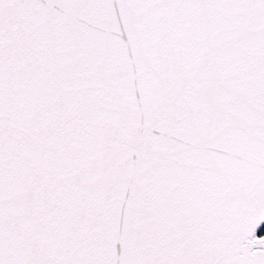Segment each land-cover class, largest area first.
<instances>
[{
  "label": "snow or ice",
  "instance_id": "1",
  "mask_svg": "<svg viewBox=\"0 0 264 264\" xmlns=\"http://www.w3.org/2000/svg\"><path fill=\"white\" fill-rule=\"evenodd\" d=\"M0 264H264V0H0Z\"/></svg>",
  "mask_w": 264,
  "mask_h": 264
}]
</instances>
